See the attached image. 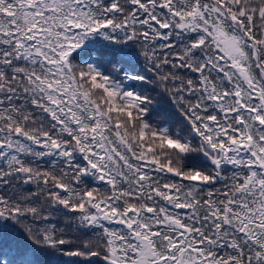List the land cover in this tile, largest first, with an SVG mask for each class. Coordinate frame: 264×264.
<instances>
[{
  "label": "snow or ice",
  "instance_id": "snow-or-ice-1",
  "mask_svg": "<svg viewBox=\"0 0 264 264\" xmlns=\"http://www.w3.org/2000/svg\"><path fill=\"white\" fill-rule=\"evenodd\" d=\"M0 161V264H264V0H0Z\"/></svg>",
  "mask_w": 264,
  "mask_h": 264
},
{
  "label": "trees",
  "instance_id": "trees-1",
  "mask_svg": "<svg viewBox=\"0 0 264 264\" xmlns=\"http://www.w3.org/2000/svg\"><path fill=\"white\" fill-rule=\"evenodd\" d=\"M162 43V41H161ZM137 51L140 50V45L137 44L135 45ZM84 59H88L87 54L84 56ZM140 68L142 69H148L150 68V64L147 60H145V58L141 55L140 56ZM152 73L149 72V76H151ZM155 89V91H151V95L155 96L157 98V100H160L161 98V92H162V88H158L156 85L154 84H149L148 85V89ZM160 111L162 113H166L169 116H174L175 115V109L173 108L172 105L168 104V103H161L160 105ZM153 116L155 117V119H164V116L154 113ZM179 125H177V130L179 129ZM59 158H56V160H54L52 157H46L43 158L41 160L38 161V165L42 168V169H47L52 167L53 165H56L58 167L57 164V160ZM49 161H51L52 163L50 164ZM185 163H189L188 161H186ZM196 163V162H194ZM0 166H3V161H0ZM35 166V165H34ZM197 166H199V164L197 163ZM88 183V182H86ZM92 186H100V182L99 181H95ZM32 188L35 189V185H25L23 188H18V191L23 192L25 188ZM217 187H220L219 185H217ZM9 191H11V189H9ZM181 214H183V211H181ZM49 219L52 223H56L58 227H63V222H66L67 218L66 217H62L60 214H50L49 215ZM39 227H45V226H49V224L47 222H41L39 225ZM112 227L114 228H118V225H112ZM77 235H80V233L76 232L74 229L71 233V235L67 238L72 239L73 241H75V237ZM41 264H76L75 261H78L80 258H76V257H68V256H52V257H46V256H42L41 258ZM95 259V258H94ZM102 264V262H101Z\"/></svg>",
  "mask_w": 264,
  "mask_h": 264
}]
</instances>
